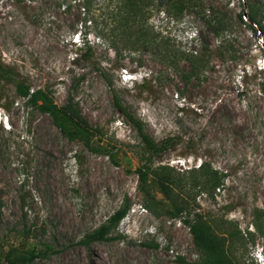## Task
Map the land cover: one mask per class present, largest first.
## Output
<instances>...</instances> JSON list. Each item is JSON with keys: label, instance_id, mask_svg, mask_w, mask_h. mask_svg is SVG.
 <instances>
[{"label": "rangeland", "instance_id": "374dc122", "mask_svg": "<svg viewBox=\"0 0 264 264\" xmlns=\"http://www.w3.org/2000/svg\"><path fill=\"white\" fill-rule=\"evenodd\" d=\"M203 1L230 18L238 52L234 60L212 56L200 80L185 85L152 53L133 50L126 40L115 52L95 34L101 26L95 29L85 19L90 15L83 0H0V62L31 88L47 91L57 106L70 94L98 130L92 148L64 136L50 114L0 80V264H9L6 255L29 249L47 253L25 264L202 262L188 225L168 215L169 201L158 189H151L158 202L145 205L147 187L137 173L143 147L115 108L114 94L156 142L177 141L152 159L150 171L168 167L180 182L182 189L172 185L174 195L192 205L182 218L194 209L217 233L228 234L236 264H264V217L253 216L256 207L264 209V34H254L248 20L237 18L264 0ZM110 2L94 0L97 23ZM163 8L155 5L147 14L151 37L184 52L194 47L198 32L215 46L193 12L175 16ZM82 38L91 60L80 57ZM177 65L188 67L184 59ZM200 162L225 175L212 195L190 186ZM126 200L129 209L109 238L84 244L85 235Z\"/></svg>", "mask_w": 264, "mask_h": 264}, {"label": "trees", "instance_id": "16d2710c", "mask_svg": "<svg viewBox=\"0 0 264 264\" xmlns=\"http://www.w3.org/2000/svg\"><path fill=\"white\" fill-rule=\"evenodd\" d=\"M25 0H16L20 3ZM156 4H154V2ZM85 4L82 9L87 10L88 18L95 25V29L99 26L100 30H95V34L103 39L108 45L118 52V43L126 40L131 43L133 50L142 48L154 55V59L160 63L167 65L179 76L183 84L188 85L193 79L198 81L200 76L209 67V60L212 56H216L221 60L236 59L237 49L235 47V38L232 36L233 24L227 14L223 13L213 5L206 6L203 0H115L105 7V16L101 22H96L92 12L94 0H83ZM159 2V3H158ZM162 5L164 12L168 15H182L184 11L193 12V14L201 21L203 27L209 35L216 39L215 46L207 44L201 40V33L196 34L194 39V47L188 51H180L173 44L151 37V31L147 26V14L155 5ZM98 9V8H97ZM248 20L249 27L254 34H264V6L260 3H254L249 6V10L245 14L238 13L237 18L240 21ZM84 37V36H83ZM197 39V41H196ZM196 41V42H195ZM84 51L80 57L91 60L93 54L90 52V46L87 41L82 38ZM261 44H263L261 42ZM177 59L187 61V69L181 70L177 65ZM94 64V62H92ZM101 72V70H100ZM102 78L109 85L110 80L104 72H101ZM0 80L13 83L19 97L23 98L26 103L50 114L54 123L60 129L62 134L68 138H80L86 146L92 148V139L95 132L87 121L80 115L77 104L73 102L72 96L69 94L64 105L57 106L53 103L50 94L41 89H33L14 71L13 68L0 62ZM113 104L137 130L141 140L142 164L137 168L140 182L145 189V202L147 207L154 206L158 201L151 194V189H158L164 198L169 202L166 204V212L171 217L180 218L190 229L193 237L194 245L202 253V262L199 264H236L229 254V237L228 234L217 233L207 219L199 212L194 213L190 218H182V213L190 214L192 205L190 201L180 194L174 195L172 185L182 189L180 182L170 172L168 167H159L150 171L152 159L159 156L165 150L173 147L177 141L173 139H163L156 142L144 130L143 122L127 110L122 104L120 98L114 94ZM102 149L97 147L96 150ZM197 170H192L191 182L192 188L199 187V190L205 191L212 195L215 189H219L223 185L225 175L215 169H212L207 163L200 162ZM153 172L150 179L148 174ZM160 202V201H159ZM164 202V201H161ZM1 206V202H0ZM1 208V207H0ZM129 209V202L126 200L123 206L114 211L104 222L97 228L87 233L83 238L84 244L95 241H102L109 238V235L117 228L121 219L126 215ZM253 216L256 219L264 217V209L255 208ZM259 229V224L254 222ZM240 232H236L238 235ZM230 234V233H229ZM231 235V234H230ZM47 251L29 249L19 255H6L9 264H25L32 262L35 258L46 255Z\"/></svg>", "mask_w": 264, "mask_h": 264}]
</instances>
